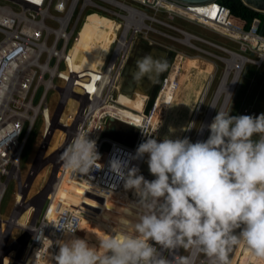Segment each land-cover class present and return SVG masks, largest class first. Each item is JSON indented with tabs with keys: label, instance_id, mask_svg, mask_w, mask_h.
I'll list each match as a JSON object with an SVG mask.
<instances>
[{
	"label": "built area",
	"instance_id": "obj_1",
	"mask_svg": "<svg viewBox=\"0 0 264 264\" xmlns=\"http://www.w3.org/2000/svg\"><path fill=\"white\" fill-rule=\"evenodd\" d=\"M149 9L153 10L151 14L147 13ZM91 10L120 17L122 20L118 37L108 44L100 67L96 70L75 67L68 53L70 43L79 40L77 28L79 24L86 22L83 15ZM160 13H163V18ZM176 17L226 36L236 44V49L171 24ZM152 23L178 32L180 37L164 34L161 30L154 29ZM261 23V18L254 17L247 24L244 18L231 14L227 7L216 0L197 5L175 0H0V33L3 35L0 39V203L7 184L15 181L18 185L16 204L4 225L0 216V264H3L5 257L11 260V264L16 259L14 253L18 249L20 235L9 241L14 227L20 228L23 234H28L16 264H57L55 257L60 244L67 236L78 235L83 217H92L87 212L92 215L101 213L102 208L93 204L102 200L103 206L106 197L122 193V184H117L108 172L109 161L113 158L125 159L130 161L129 167H137L144 157H132L135 156L138 145L148 138L144 133L157 139L164 116L163 113L154 127L158 93L169 76L175 59L179 57L180 63L169 78L171 90L166 106L169 105L178 86L181 62L186 55L175 51L167 71L159 77L160 82L153 98L146 96L143 107L135 109L118 101V95L124 96L127 93L121 87L117 90L135 34L141 33L142 39L153 44L154 41L147 37V33L152 30L214 60L213 70L206 72L205 87L195 109L196 112L200 109V112L207 102L205 121L208 122L214 119L218 111H227L247 63L258 67L264 63V32L259 33ZM192 40L216 48L224 55L205 50ZM196 57L199 58V55ZM215 61L222 64L220 70ZM245 75L246 72L242 78ZM49 90L57 92V101L52 111L46 103V93ZM68 99H72L76 106L73 113L64 116ZM120 108L127 109L128 114L122 113ZM250 108H242V112L247 113ZM37 117L41 120L40 141L27 177L22 180L20 158ZM110 118L111 121L134 129L129 143L103 133ZM55 130L61 131L64 138L56 149L46 154L47 144ZM81 131H90L89 138L96 142L100 156L98 166L89 174L69 171L62 160V154ZM43 166L56 170L51 178L56 182L53 184L50 181V190L37 207L31 204L36 196L27 200V194L36 173ZM65 183L78 185L86 199L91 201V206L79 209L67 204V199L57 193L59 186ZM63 191L66 193V189ZM30 207L35 209L32 219L26 227L18 225L19 216ZM69 222L76 225L75 233L63 230V226ZM198 252L200 251H195L191 261L193 264H212V259L206 255L197 258ZM186 256H189V250Z\"/></svg>",
	"mask_w": 264,
	"mask_h": 264
},
{
	"label": "clouds",
	"instance_id": "obj_2",
	"mask_svg": "<svg viewBox=\"0 0 264 264\" xmlns=\"http://www.w3.org/2000/svg\"><path fill=\"white\" fill-rule=\"evenodd\" d=\"M167 69L166 60L145 55L132 77L139 82ZM230 111L217 112L203 142L168 137L158 142L144 133L148 138L132 159L147 154L151 181L138 167H129V160L111 159L108 172L138 198V222L132 232L108 236L98 247L73 236L60 244L57 264H173L157 245L196 249L212 264H230L229 253L244 245L257 264L264 261V113L234 116ZM89 132L81 131L62 154L71 172L89 174L99 164ZM63 230L75 233L77 227L69 222ZM174 264L191 260L180 256Z\"/></svg>",
	"mask_w": 264,
	"mask_h": 264
},
{
	"label": "rangeland",
	"instance_id": "obj_3",
	"mask_svg": "<svg viewBox=\"0 0 264 264\" xmlns=\"http://www.w3.org/2000/svg\"><path fill=\"white\" fill-rule=\"evenodd\" d=\"M125 2L128 4L136 5L129 1H125ZM139 7L143 8L142 6H139ZM152 12H153L152 9L147 10V13L151 14ZM89 15H95L94 21H98L99 18H101V20H106V21L111 20V21L116 22V24H118V28L113 29V33H112L113 35L111 38L113 41L116 40V38L118 37L117 32L119 29V24L120 23L122 24V20L120 19V17L108 16L103 12L91 10L90 12H85V14L83 15V18H88ZM159 15L163 18V13H160ZM170 23L175 26L181 27L191 33H194L198 36H201L205 39L213 41L215 43L224 45L231 49H236V44L228 40L226 36L219 34L218 32H215L213 30H210L208 28H205L203 26H200L187 19L176 17ZM111 25L112 24H108L106 28H103V27L97 28L94 25L87 26L86 22L79 24L77 28V32L79 33V40L77 42L70 43L69 50H68V53L70 54V57L75 67L82 68V69H95V67L97 68L101 64V58H98V54L103 44L105 43V39H106L105 37H107L106 31L111 28ZM151 26L154 29H158L161 31H164V29L167 30V28L161 25H158L157 23H152ZM165 32L170 33L173 36L180 37V34L178 32H174L171 30L165 31ZM141 36H142L141 33L135 34L131 45L133 44V41L135 42L137 39L141 40L142 39ZM2 37L3 35L0 33V39ZM147 37H151L157 42L163 43L169 47L168 49H164L165 51L168 52L167 59H166L168 64L171 63V61L174 59L175 51L179 53H184L186 55L184 60H182L181 62L180 72L177 77L178 86L175 89L174 93L172 94L169 105L166 106L167 99L169 98V93L171 90L168 78H170L171 74L174 73L175 67L178 66V64L180 63L179 62L180 60L178 61L176 66L173 68L174 70L172 69V72H170L171 74H169L167 80L164 81L165 88L164 89L162 88V91L158 94L157 103H156L157 111H156L155 121H159L160 118H162L161 116L163 113H164V116H163L162 123L160 126V132L157 136V141L160 142L165 137L172 138V139L188 138L192 143L203 142L207 140L208 138L207 133H209L207 130V124L212 122V120L208 122L207 120L205 121V114H206L205 107H206L207 102L202 106V109L200 112H199L200 109L197 112L195 111V109L198 107L197 101L205 87V82L207 79L206 72L209 70L210 71L213 70L212 62L214 60L208 57V55L201 54L198 51L191 49L183 44L172 42V40H169V39H164L160 37V34H157L153 32L152 30L149 33H147ZM142 40H143L142 46L144 48L146 46H150L145 43V41L147 43H149V41L145 39H142ZM192 42L200 46L201 48H204L205 50H208L216 54L224 55L223 52L207 44H204L197 40H192ZM197 54L199 55V58L196 57ZM246 55H249V57H251L249 53H247ZM177 59H179V57H177L175 60ZM215 62L219 65V70H220L222 67V64L219 61H215ZM247 66L248 68L246 71V75L244 78H242L239 84V87L236 91V94L233 98V101L231 103V106L229 108V110H231L230 114L234 116L251 115L255 117V116H258L264 113V63L260 67L255 66L252 63H247ZM161 75L162 73L160 74V77ZM155 80L156 81L152 83V90H150L151 98H153V96L155 95L157 87L160 82L157 78H155ZM117 84H119V86L121 87L122 78L120 79V81L118 80ZM192 94H195L194 95L195 98H193L194 96ZM56 101H57V92L53 90L47 91L46 103L50 111H52L53 107H55ZM75 106H76V103L72 99H68L65 109H64V116H66L67 113H73ZM250 106L252 107L250 108ZM185 107H186V111L184 109ZM245 107L250 108L247 113L242 112V108H245ZM119 126H120V123H117L115 121H108L105 124L103 133L110 135V132L112 129H115V132L116 131L119 132V129H118ZM154 127H155V124H154ZM127 132H128L127 137L131 138L130 139L131 141L133 134H134V129L130 127L128 128ZM40 133H41V120H40V117H37L26 139V142L24 144L23 151L21 154V158H20V172H21L22 180L26 179L27 174L32 165V162L34 160V157L36 156L37 146L40 141ZM111 137L117 139L116 137H114V135ZM63 138H64V135L62 134L61 131L59 130L53 131L49 139V142L47 144L46 154H49L51 151H53V149H56V147L63 140ZM256 138L258 137H254V139ZM147 159H148V156L147 154H145L143 158V162L139 164L137 167L139 168V174L143 175L145 179L151 181L154 178L152 177L153 176L152 174H151L152 176L147 174V171H149ZM55 171H56L55 169L50 168L49 166H43L36 173V176L30 186V189L28 192L29 194H27V200H29L33 196H36L35 198L31 200V204H33L34 206L38 207V205L41 204V202L44 200L45 196L49 192L50 181H52L51 178L53 176V172ZM123 193L128 198H130L131 195L133 194L132 191L125 190V189L123 190ZM17 195H18V185L15 181H10L6 186L3 198L0 203V216L2 220V225L5 224L6 220L9 218L10 214L12 213V210L16 204ZM111 201H112L113 209H114L116 198L115 200L113 199ZM96 203H97L96 204L97 208H102L104 206V205L102 206L103 203L100 201H96ZM138 205H139V202H138ZM34 211L35 209L33 210L32 207L26 208L19 216L17 223L24 222V226L27 225L29 221L32 219ZM140 213H141V208L136 207L131 212L130 215H127L124 218L121 217L119 220L121 232L124 231L130 223L138 222V216ZM88 214L92 215L90 213ZM94 216H96V218H98L99 221L103 220V214L100 212ZM86 219L87 218H85V220ZM115 220H116L115 216L113 217V219L110 218V222L108 226L111 227V222H115ZM125 222H127L128 224ZM94 227L95 225L92 226V228ZM92 234L93 235L95 234L94 238H88L86 234H82L81 238L89 239L88 241H89V244L91 245V241L101 242L102 238L104 239L105 237L109 236L105 233L102 234L100 230H97L96 232L92 231ZM19 235H20V238L18 241L19 242L18 249L15 253L11 252L12 254L14 253V255H16L14 264L17 263V258L20 256L25 246V243L28 239L27 233L23 234L20 228L14 227L11 231L9 241H12L14 238H16ZM71 238H73V236H69L65 240V242L70 240ZM156 247L160 253L162 248H160L158 245ZM188 250L190 251V249ZM188 250H185L183 248H178L176 251V253L178 252L176 254V258H177V255L179 257L186 256ZM236 251H238L237 255H236ZM161 255L164 258L168 259L169 250L165 249ZM204 255L206 254H204L203 252H198L197 258H200ZM170 261H172V259H170ZM229 261H230V264H257L256 259L250 256L248 249L244 245L236 246L233 248V250L229 253ZM3 264H11V260L8 257H5L3 260ZM201 264H205V263H201ZM259 264H264V261L263 262L260 261Z\"/></svg>",
	"mask_w": 264,
	"mask_h": 264
},
{
	"label": "bare ground",
	"instance_id": "obj_4",
	"mask_svg": "<svg viewBox=\"0 0 264 264\" xmlns=\"http://www.w3.org/2000/svg\"><path fill=\"white\" fill-rule=\"evenodd\" d=\"M94 16L95 15H89L88 18H86V25L87 26L94 25L97 28L98 27L106 28L108 26V24H112L111 28L106 31L107 37H105L106 38L105 43L103 44V46H102V48L98 54V58H101V62H102V60L104 58L103 54L105 53L106 46L108 45V43L110 41H113L111 39L112 35H113L112 34L113 29L118 28V24H116V22L111 21V20H109V21L101 20V18H99L98 21H94ZM125 46H126V43L124 44V47ZM99 66L97 68L95 67V69H99ZM121 78H122V84H123L125 77L123 75H121V77L119 78V81ZM119 87L120 86L118 84L117 90L119 89ZM162 88L164 89L165 87L163 86ZM142 89H144V88L139 84V85H137V88L135 89V91H133V94L124 95V96L118 95V101L122 102L123 104L130 105V106L134 107L135 109H141L144 105V100H145L146 96L149 95V94L145 93V91H143ZM163 98H165V97H163ZM120 110H123L122 113L128 114L127 109H121L120 108ZM155 122L156 121L154 118L153 124H155ZM52 182H53V184H55L56 180L53 179ZM61 182L62 181H60L59 183L61 184ZM64 189H66L67 194L64 193V191H63ZM123 190H124V188L122 187V193L120 192L119 194H113V195L105 198V201H104L105 203H104V206L102 207V211H101V213L103 214V220L102 221H99L98 218H96V216H94V215H90L92 217L90 219L87 218L86 220H85L86 217H83V219L80 223L79 229H78V235L75 237L81 238L82 234H86L88 237L90 235L91 227L93 225H95L96 230H100L102 232V234L103 233H105L107 235L110 234L111 236L119 235L121 233L120 222H119L120 218L121 217L124 218L127 215H130L129 213H131L136 207H140L138 205L137 196L134 195L133 198L130 199L123 193ZM57 193L63 199H67V204L71 205L74 208H79V209H81L82 207L86 208V206H91V204H92L88 198H87L88 200L86 199V197L84 195L85 193L82 191V189L78 185H72V184H66L65 183L63 186H59V190ZM115 198H116V203H115V207L113 209V204H112L111 200H113V199L115 200ZM110 201H111V203H110ZM100 202L103 203L102 200ZM93 205L96 206V204H93ZM87 214H88V212H87ZM114 216L116 217V220H115V222H111V227H109L108 224L110 222V218L113 219ZM134 224L135 223H130L124 231L132 232ZM18 225L24 226V222L18 223ZM68 237L69 236H67L65 238V240ZM92 237L94 238V235H92ZM65 240H64V242H65ZM164 250L165 249H162L160 254H162V252H164ZM195 251H196V249H190V251H189L188 257L190 258L191 261L193 260V258L195 256ZM177 253H176V250L175 251L169 250L168 260L172 259V261H175ZM236 253H237V251H236ZM191 264H193V263L191 262Z\"/></svg>",
	"mask_w": 264,
	"mask_h": 264
},
{
	"label": "crops",
	"instance_id": "obj_5",
	"mask_svg": "<svg viewBox=\"0 0 264 264\" xmlns=\"http://www.w3.org/2000/svg\"><path fill=\"white\" fill-rule=\"evenodd\" d=\"M165 31H169V30L164 29V31H162V32H164V34L165 33L170 34V33H167ZM160 37L166 39L161 34H160ZM149 38L154 41L153 44L147 43L145 41V43L147 45H150V46H146L144 48L142 46L143 40L137 39L135 42L133 41V44L130 47L125 66H127V70H128L127 71L128 76H126V78L130 80L131 85H127L128 90L124 91L125 94L127 93L126 95L132 94L133 91H135V89L137 88V85L140 84L144 88L142 90L145 91V93L149 94L147 96H150V94H151L150 90H152V83L156 81L155 78H157L159 80L158 77H160L161 73L154 75V76L147 77L144 80L139 81V82H134L133 77H132V73H133V71H135L136 61H138L139 59H141L145 55H151L154 59H164V60L167 59L168 52L165 51L164 49H168L169 47L163 43L157 42L156 40H154L151 37H149ZM122 85H121V87H122ZM192 95L194 96L195 94H192ZM193 98H195V96ZM237 253H238V251H237ZM237 253H236V255H237Z\"/></svg>",
	"mask_w": 264,
	"mask_h": 264
},
{
	"label": "trees",
	"instance_id": "obj_6",
	"mask_svg": "<svg viewBox=\"0 0 264 264\" xmlns=\"http://www.w3.org/2000/svg\"><path fill=\"white\" fill-rule=\"evenodd\" d=\"M220 5L222 6H225L227 7L228 11L231 13V14H235L241 18H244L247 22V24L250 23V21L252 20V18L254 17H259L263 20L264 18V14L263 13H259V12H256L254 10H251L250 8L246 7L244 4L241 3V0H216ZM179 59L175 60V62L173 63L172 65V69L176 66V64L178 63ZM172 69H171V72H172ZM168 78V77H167ZM166 78V80H167ZM164 86V85H163ZM162 91V88L161 90L159 91V93ZM158 93V94H159ZM185 111H186V107L184 108ZM128 128H130L129 126L125 125V124H120L119 126V132L116 131L115 132V129L113 131L110 132V135L114 137H116L118 140H121L125 143H129L130 142V139L131 138H128L127 137V130ZM135 194L133 193L130 197V199L134 196ZM94 226V225H93ZM92 231H97L96 230V226L94 228L91 227V231H90V235L88 236V238H93L92 237ZM110 236V234H109ZM86 240H89V239H86ZM103 240V238H102ZM89 242V241H88ZM100 244V242H97V241H91V246H95V247H98Z\"/></svg>",
	"mask_w": 264,
	"mask_h": 264
},
{
	"label": "water",
	"instance_id": "obj_7",
	"mask_svg": "<svg viewBox=\"0 0 264 264\" xmlns=\"http://www.w3.org/2000/svg\"><path fill=\"white\" fill-rule=\"evenodd\" d=\"M175 1H179V2H182V3H185V4H195V5H197V4L208 3V2H211V1H215V0H175ZM241 3L244 4L246 7L250 8L251 10H254L256 12H259V13H263L264 14V0H241ZM263 32H264V18L262 20V23H261V26H260V30H259V33L260 34H262ZM247 68L248 67L246 66L245 69H244V73H242L241 78L239 79V81L237 83V86H236V88H235V90L233 92L232 98H231V100L229 102V105L227 107V111H229V108L231 106V103L233 101V98H234V96L236 94V91H237V89L239 87V84L241 82L242 76H244ZM127 71H128L127 70V66H124V68L122 70V73H121L125 77L124 82H123V85L121 87V90L122 91L128 90L127 85H131L130 80L126 78V76H128ZM109 120L111 121V118ZM142 172H143V170H142ZM147 174H149L150 176H152L149 171H147ZM152 177L155 178L154 176H152Z\"/></svg>",
	"mask_w": 264,
	"mask_h": 264
}]
</instances>
